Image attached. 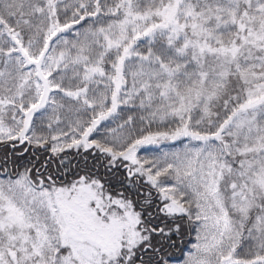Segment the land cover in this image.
Returning <instances> with one entry per match:
<instances>
[{"label":"snow or ice","instance_id":"snow-or-ice-1","mask_svg":"<svg viewBox=\"0 0 264 264\" xmlns=\"http://www.w3.org/2000/svg\"><path fill=\"white\" fill-rule=\"evenodd\" d=\"M0 264H264V0H0Z\"/></svg>","mask_w":264,"mask_h":264}]
</instances>
